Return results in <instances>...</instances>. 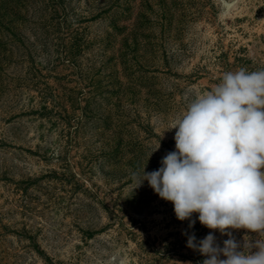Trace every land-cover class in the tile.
<instances>
[{"label":"rangeland","instance_id":"374dc122","mask_svg":"<svg viewBox=\"0 0 264 264\" xmlns=\"http://www.w3.org/2000/svg\"><path fill=\"white\" fill-rule=\"evenodd\" d=\"M240 67L264 69V0H0V264H202L188 235L229 237L133 173Z\"/></svg>","mask_w":264,"mask_h":264},{"label":"clouds","instance_id":"9594fccd","mask_svg":"<svg viewBox=\"0 0 264 264\" xmlns=\"http://www.w3.org/2000/svg\"><path fill=\"white\" fill-rule=\"evenodd\" d=\"M222 4L227 13L235 0ZM171 129L175 150L157 170L133 173L135 188L146 180L189 228L197 213L203 226L229 237L221 247L213 232L201 240L188 235L187 247L206 257L202 264H264V69L224 72L187 103ZM231 229L260 238L241 244Z\"/></svg>","mask_w":264,"mask_h":264}]
</instances>
